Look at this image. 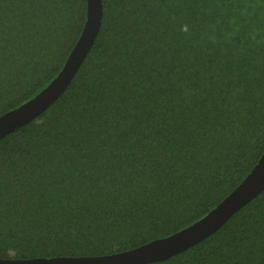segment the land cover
<instances>
[{"label": "trees", "instance_id": "trees-1", "mask_svg": "<svg viewBox=\"0 0 264 264\" xmlns=\"http://www.w3.org/2000/svg\"><path fill=\"white\" fill-rule=\"evenodd\" d=\"M43 112L0 138V257L101 255L176 232L264 151V0H102ZM86 0H0V114L58 73ZM145 264H264V188Z\"/></svg>", "mask_w": 264, "mask_h": 264}, {"label": "water", "instance_id": "water-1", "mask_svg": "<svg viewBox=\"0 0 264 264\" xmlns=\"http://www.w3.org/2000/svg\"><path fill=\"white\" fill-rule=\"evenodd\" d=\"M102 0H86L81 32L58 73L31 98L0 114V138L43 112L65 90L98 34ZM264 188V151L245 177L210 211L186 227L136 247L101 255L0 257V264H145L166 259L214 232Z\"/></svg>", "mask_w": 264, "mask_h": 264}]
</instances>
